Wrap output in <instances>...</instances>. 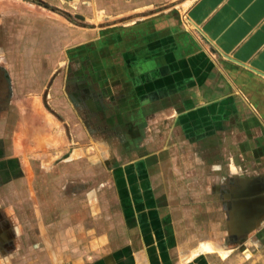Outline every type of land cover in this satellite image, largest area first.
Wrapping results in <instances>:
<instances>
[{
  "label": "crops",
  "instance_id": "1",
  "mask_svg": "<svg viewBox=\"0 0 264 264\" xmlns=\"http://www.w3.org/2000/svg\"><path fill=\"white\" fill-rule=\"evenodd\" d=\"M130 1L32 0L59 21L32 17L30 57L0 21V254L217 264L251 237L264 263V0H194L182 29Z\"/></svg>",
  "mask_w": 264,
  "mask_h": 264
},
{
  "label": "rangeland",
  "instance_id": "2",
  "mask_svg": "<svg viewBox=\"0 0 264 264\" xmlns=\"http://www.w3.org/2000/svg\"><path fill=\"white\" fill-rule=\"evenodd\" d=\"M15 1V2H13ZM48 1V0H47ZM127 1V0H126ZM194 0H131L129 3H126V9L124 10H128L127 8H137L138 6L141 7L143 5H146L148 11L150 12H157V13H164L166 15H168V18L166 19V21L169 22H173V24H177L179 25V28L182 29L184 28V25H188L186 19L184 17H182L181 15L184 16L185 10L186 8L189 6V4H191ZM5 4V3H3ZM8 5H15V12L12 14L11 12H7L3 15H0V17H3V20H0L1 22L5 23L6 21H8L9 19H11L13 22L16 19V21L18 22V27H16V25L14 26H10L12 30L6 29L4 36L6 37H10L9 34H13V35H17L16 39L14 41H16L17 45H15L13 48L16 49L17 53H20V57L21 54L22 56L25 55L26 57H30V49L31 47L28 46L25 43V39L28 35H30V33L33 31H37L35 29H33L30 23H32V17L33 16H44V17H48L49 18V14L53 15L52 17H56L55 14L48 12L46 10H44L42 7H40L38 4L36 3H32V0H8ZM39 11L40 13L35 14V10ZM118 12H122V11H118ZM121 15V14H120ZM57 18V17H56ZM58 19V18H57ZM73 20V19H70ZM59 21V19H58ZM61 21V20H60ZM8 23V22H7ZM62 23L66 24L68 27H72L73 29L77 28L74 23L70 22L69 20L66 21L63 17H62ZM176 25V26H177ZM189 26V25H188ZM71 32H74V30L71 29H62V35H66L67 33V38L70 40H66L64 42V45H62V69L64 71V69L70 68L73 69L74 68V62L73 61H68L67 60V50L75 44L76 41L80 40V38H76L75 36L71 34ZM10 48L9 46H3V49H8ZM58 48V47H57ZM39 49V47H38ZM40 51V49H39ZM43 51V50H42ZM1 53L3 51H0ZM5 54V52H4ZM42 56H40L41 59ZM48 62L44 61L42 62L41 60H36L33 62L31 61H26L25 63H18V69H19V74L20 75H30L33 72H38L39 70H41V68L43 69V67L46 68V66H48ZM52 68L51 69H57L59 67V62L57 63H51ZM39 67V68H38ZM62 71V72H63ZM24 77V76H23ZM44 78V77H43ZM42 78V80H43ZM41 79V78H39ZM25 83V82H24ZM24 83H20V84H24ZM46 83V85L48 86V78L44 79L42 81V85H44ZM30 85H28L26 88H28ZM45 86V85H44ZM43 88V86L40 87V89ZM251 238V237H250ZM248 239L249 241V245L246 246L249 251L252 252L251 257H250V253L247 250L246 252H242L241 249H238L237 252L233 255H231L226 261H220L218 259V257H220L217 254H214L212 257H210L213 260L217 259L216 261H220L217 264H258V262L260 264H264L262 263L261 259H258L256 255L258 252V246H255L252 243V241H254V239ZM252 240V241H250ZM30 239H22L21 240V245L22 246H18V248H15L16 250L13 253H3L0 254V264H52V262L50 263V261H52L51 255H48L45 252H38L36 251L37 247H32V245L29 243ZM20 242V240H19ZM41 249V248H40ZM259 250H261V246L259 247ZM41 251V250H40Z\"/></svg>",
  "mask_w": 264,
  "mask_h": 264
}]
</instances>
